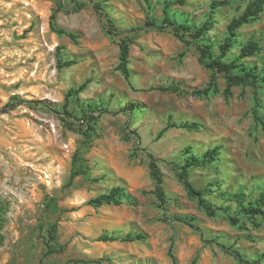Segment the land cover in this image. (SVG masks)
<instances>
[{"label": "rangeland", "instance_id": "1", "mask_svg": "<svg viewBox=\"0 0 264 264\" xmlns=\"http://www.w3.org/2000/svg\"><path fill=\"white\" fill-rule=\"evenodd\" d=\"M98 1L118 29L142 27L132 34L130 84L116 69L118 39L105 32L89 1L77 12L56 13L55 24L71 38L51 28L56 0H0V109L17 104L0 111V264H39L48 222L57 223L64 249L44 264H264V213H240L229 196L234 192L246 203L264 193V129L252 114L258 100L264 125V89L234 86L226 99L222 74L218 91L205 97L157 89L173 83L192 91L210 77L194 47L169 30L145 25L149 18L162 19L167 0ZM248 1L188 0L171 5L169 13L194 24L210 15L207 39L216 43ZM249 38L259 41L261 51L247 61L264 76V10L240 27L232 52ZM67 59L75 63L58 66ZM83 84L65 109L68 91ZM86 114L95 119L86 122ZM185 121L195 127L170 126L160 133L168 122ZM87 125L89 139L80 133ZM214 147L217 158L190 168L188 178L197 189L211 188L207 196L215 204L230 205L238 224L223 211L206 215L177 176L175 165L185 156ZM75 153L89 166V177L78 175L67 185ZM149 154L162 173L164 207L151 192ZM117 185L136 203L88 204ZM52 195L60 209L46 215L44 202ZM174 216L195 217L203 236ZM105 231L142 232L146 238L97 240ZM224 246L257 263L238 262ZM95 259L101 263L89 261Z\"/></svg>", "mask_w": 264, "mask_h": 264}, {"label": "trees", "instance_id": "2", "mask_svg": "<svg viewBox=\"0 0 264 264\" xmlns=\"http://www.w3.org/2000/svg\"><path fill=\"white\" fill-rule=\"evenodd\" d=\"M85 1H89L95 12L99 15L100 21L102 23L103 29L105 32L112 37H117L118 42V63L116 69L122 74L127 83H131V75L129 71V52L130 45L133 42L132 34H135L142 27H134L127 30L118 29L112 18L105 12L101 2L98 0H56L57 7L54 13L51 16V28L58 34H65L71 38H74V34L66 31L63 28L58 27L55 24L56 13L59 11L64 12H77L81 10ZM146 2L148 0H145ZM188 0H167L163 3V16L160 21L156 18H149L145 22V25L157 29H166L169 30L178 40H180L187 47H194L198 52V61L199 63L210 71L209 80L203 88L195 89L192 91L181 88L178 84H170L167 86H157V89L163 91H169L177 95L184 94H193L195 96L205 97L209 96L212 93L218 91L217 79L220 74L223 75L225 79V87L222 90L223 96L228 99L232 95V88L234 86H251L254 90V93L257 89H264V76L258 71L257 67L248 62L247 59L256 56L261 51V46L258 40L254 38H249L245 42H241L238 47V52L233 53V47L237 44L238 30L243 25L249 23L253 19L257 18L259 14L264 10V0H249L242 12L238 15L233 16L225 28V33L222 39L218 42L212 43L207 39L208 30L212 27L213 23L211 16L206 19L201 24L187 23L183 20L176 18L175 16L169 13L170 6L174 4L183 5ZM225 1H218L216 4H224ZM75 63V60L67 59L63 62H58L59 67H68ZM85 84L79 86L77 89H71L68 91L65 102V109L69 105L68 99L72 95L79 93ZM257 99V98H255ZM258 100H255L252 114L255 119L259 121L264 129L263 120L257 115L260 104ZM16 103L5 104L1 109L12 108ZM89 111L94 109V106L89 105ZM67 111V110H66ZM88 113V112H85ZM86 122H91L95 119L93 115L86 114ZM195 122L185 121L183 123L168 122V125L161 130L160 133L165 131L170 126L183 127L192 129L195 127ZM81 135L86 139L90 137V126H86L84 129L80 130ZM189 153V150H187ZM218 148L214 147L209 150H206L201 155H188L183 158V164L175 165L177 170V176L180 182L182 183L187 195L193 199L197 200L198 206L205 212L208 216H214L217 212L223 211L231 224H238L240 222L239 216L232 215L230 213V205H217L208 198L211 188L197 189L190 182L189 169L192 167H201L210 164L217 158ZM149 171L150 176L153 180L154 188L151 192L155 195L156 199L159 202L161 207H164L166 203L165 192L162 186V173L156 163V159L149 154ZM78 175H84L89 177V166L83 162V157L78 153L73 155L72 165L69 180L67 185H70L73 179ZM222 195H227L226 191L222 192ZM230 198L239 205V212L247 215L251 214H263L264 210V193L259 195L257 199L248 200L246 203L242 201L241 198L234 192L229 193ZM227 197V196H226ZM229 200L228 198H226ZM124 202L135 204V197L122 186H112L108 190L90 198L88 204L93 207H99L104 204L120 205ZM2 206H0V227L4 223V218L2 216ZM60 207L58 205V198L54 195L46 198L44 202V213L46 215L56 213L59 211ZM174 220L181 221L185 224H188L193 229L197 230L201 236L203 232L200 226L197 223V220L193 216H174ZM163 221H167L166 218ZM57 223L48 222L45 227V251L43 253V258L40 260L39 264H44L43 259L51 254L61 252L64 249V246L57 242ZM2 235L0 234V243L2 241ZM146 235L142 232L135 233H125L118 234L116 232H103L97 237V240L106 242V241H135V240H145ZM223 246V245H222ZM227 251H229L232 256L240 263H257V260H252L246 258L238 249H232L230 247L224 246ZM76 261H85V260H76ZM91 262L101 263V259L89 260Z\"/></svg>", "mask_w": 264, "mask_h": 264}]
</instances>
